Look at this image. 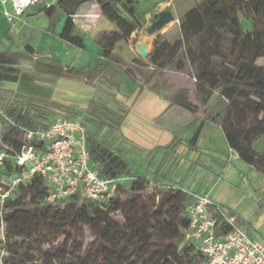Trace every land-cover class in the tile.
<instances>
[{"label":"trees","instance_id":"1","mask_svg":"<svg viewBox=\"0 0 264 264\" xmlns=\"http://www.w3.org/2000/svg\"><path fill=\"white\" fill-rule=\"evenodd\" d=\"M88 1L98 2L103 14L120 31L108 34L112 39L102 48L94 67H66V72L93 86L98 84L111 94L120 86L114 69L129 75L140 88L144 84L151 89L161 87L163 75L169 70L162 63L156 62L150 71H142L136 59L129 62L113 51L114 42L130 37L145 23V12L138 8V0H60L45 9L48 16L57 11L67 15L59 37L85 48V39L75 31L73 17ZM179 23L174 68L183 64V72L193 78V88L179 86L170 101L194 113L196 121L203 116L189 140L191 149L196 147L205 122H215L239 157L264 175V65L257 63L264 56V0H199ZM3 54L7 59L21 57L32 63V57L9 51ZM216 93L225 105L214 112L205 106ZM0 105L7 114H22L14 122L2 119L0 149L9 153L43 145L37 138L29 139L25 128L46 125L60 116L53 117L48 107L63 109L68 116L83 114L64 104L24 94L7 101L0 99ZM44 119L48 122L41 121ZM83 120L97 128L108 125L89 116H83ZM173 133L176 140L185 136L184 132ZM260 139L263 147L256 148ZM87 145L90 158L98 160L104 144L98 145L88 137ZM21 171L8 159L2 174ZM98 173L103 178L114 177L110 172ZM150 186L152 183L145 176L133 175L101 202L83 197L81 190L67 200L53 202L49 200L45 179L34 175L0 203V230L4 228L0 264H34L35 260L41 264H205L203 252L185 236L190 223L187 208L194 193L173 186ZM214 213L217 231H227L223 216L215 209Z\"/></svg>","mask_w":264,"mask_h":264},{"label":"crops","instance_id":"2","mask_svg":"<svg viewBox=\"0 0 264 264\" xmlns=\"http://www.w3.org/2000/svg\"><path fill=\"white\" fill-rule=\"evenodd\" d=\"M59 1L39 0L25 10L22 15L24 21L16 23L4 16L0 2V51L10 52L4 41L18 35L30 39L29 45L34 50V53L30 54L32 63L29 66L7 59L3 53L0 54L1 101L13 99L17 94L32 95L81 110L82 118L89 116L95 120H104L108 124L104 128L86 125L87 139L91 137L98 145L104 144L98 160L90 158L97 171L110 172L114 177L142 175L154 185L173 186L195 194L209 193L215 205L236 214L238 218L241 217L236 200H233L240 190L233 187L234 179L241 174H253V180H247L243 186L250 191L252 187L264 189V175L239 156H235V150L230 147L221 126L215 122H205L200 129L196 147L191 149L189 140L198 130L203 116L200 115L196 121L197 116L194 113L171 104V94L166 89L168 84L164 79L161 87L157 89H151L145 84L140 88L138 82L129 75L114 69L119 75L120 86L114 90L115 94H111L98 84L93 86L84 78L66 72V67L77 66L74 61L61 58L62 52L70 54L71 51H76L81 56L86 55L83 66L92 68L102 48L112 39L108 34L119 32L120 29L103 14L98 2L88 1L79 7L73 17L75 31L84 37L86 44L84 49L76 47L59 37L67 15L57 11L48 16L45 12L46 7ZM147 1L138 0V8L147 9L145 21L149 23L151 16L161 11L154 9L168 0H159L143 7L141 3ZM184 1L181 14L165 25V32L149 29L144 33L137 28L130 37L114 42L113 51L133 62L138 54L137 47L133 45L136 38L144 40V43H148L151 38L154 42L160 38L165 40V34L176 26L180 27L179 19L199 2L195 0L194 6H191L187 0ZM176 8L177 6H174V9ZM49 39L54 40V45L48 46ZM25 48L28 51L30 49ZM155 50L152 46L150 56ZM154 66L153 61L146 68L153 69ZM179 78L181 86L193 88L191 76ZM214 98L213 96L205 107L215 112L218 109L210 107ZM174 130L184 132L185 136L176 140ZM189 174L191 185L186 186L178 177H186ZM240 179L243 181L244 177ZM197 187H200V190H195ZM263 200L264 197L261 201ZM231 205H234L236 210ZM258 208L259 217L256 220L243 223L239 218V222L251 237L264 243V205Z\"/></svg>","mask_w":264,"mask_h":264},{"label":"built area","instance_id":"3","mask_svg":"<svg viewBox=\"0 0 264 264\" xmlns=\"http://www.w3.org/2000/svg\"><path fill=\"white\" fill-rule=\"evenodd\" d=\"M0 2L4 16L16 23L24 21L25 10L39 0ZM2 119L14 122L0 105V126ZM25 129L29 139L37 138L43 145H30L14 153L0 149V203L36 174L45 179L50 190L49 200L53 202L67 200L77 190H81L83 197L101 202L114 195L120 183L132 179L125 175L113 178L99 175L91 164L87 128L80 116H58L46 125ZM8 159L22 171L2 174ZM153 187L154 184L150 189ZM194 197L187 208L190 223L185 236L203 252L205 264H264V243L250 236L236 214L215 205L209 193H194ZM213 208L223 216L227 231H217Z\"/></svg>","mask_w":264,"mask_h":264},{"label":"rangeland","instance_id":"4","mask_svg":"<svg viewBox=\"0 0 264 264\" xmlns=\"http://www.w3.org/2000/svg\"><path fill=\"white\" fill-rule=\"evenodd\" d=\"M157 1H159V0H156V1L155 0H153V1L148 0L147 3L145 2V3H141V4L143 5V7H145V5H151L153 2L157 3ZM164 1H166V0H164ZM184 2H185L184 0H168V2L161 3L160 5H158V8H155L154 10L155 11L161 10L160 12L165 11V10L171 11L173 13L174 18H175V16H179V14H181V12L183 10V8H181V6L185 5ZM186 2L191 6H194V4H195V0H187ZM174 6H177V8L174 9ZM142 9L143 8L141 7V10ZM146 10L147 9L145 8V10L143 9L142 11L145 12ZM159 13H155L153 16H151V18L149 19V23H146V21H145V23L139 28V30L146 33L149 29H153V24L158 19V18H156V15H159ZM246 27L250 28L249 23H246ZM166 29L167 28L163 27L162 29H156L154 31H159L160 33H163L166 31ZM179 33H180V27L176 26L175 29H172L165 34L166 35L165 40H163V38H160L159 40L154 42L155 40L153 38H151L148 41V43H144V40H140V38H136L133 42V45L136 46L138 49V54H137V57L135 59L141 64V67L139 69H141L142 71H150V68L148 69V68H146V66L150 65V62H153V61H154V63L160 62L167 69H169L163 75V79L168 84L166 89L168 90L169 94H172V92L174 90H176L179 86H181L179 83L180 82L179 77H185V75H186L185 72H183V70L181 68L183 65L182 63H180L177 67L174 68V66L177 63L176 62L177 61V55L176 54H177V51L179 49L178 48L179 47L178 46L179 41L177 40V36ZM4 43L6 45H8V49L10 50V53H11V51H15L12 53L25 54L24 56H26L28 58H30V54L34 53V50H32V48L29 49V51L25 48L29 45L30 39H27L24 36L18 35L16 37L8 38L4 41ZM153 43H154V45H153ZM50 45H54V40H52V39L48 40V46H50ZM152 46L156 50L150 56V54H151L150 50L152 49ZM56 48H59V46H56ZM142 49H144V51L146 52L145 56L142 55ZM64 52H62L63 56L61 57L64 60L74 61V65H76L77 67H82L83 64H85L86 55L81 56L76 51L75 52L71 51L70 54H65ZM1 57L2 56H0V58ZM139 58L142 61L139 60ZM11 60L16 61V62L18 61V62H21L23 65L29 66V63L22 60L21 57L20 58L19 57H15V58L11 57ZM76 60H77V62H76ZM257 63L264 65V56L260 57L257 60ZM136 72L138 75L140 74L139 70H136ZM181 74L184 76H181ZM214 97L215 98L212 101V103L210 104V107L214 106L218 110L223 108V106L225 105V102L224 101L220 102L218 100L217 93L214 95ZM48 109L53 114V117L58 116V115L67 116V114H68L67 111L60 109V108H57V107H48ZM8 114L14 120H17L20 117H22V114L20 115V113L16 112V111L10 112ZM41 121L48 122L45 119L41 120ZM44 122H41V123L44 124ZM48 123H50V122H48ZM111 140L112 139H110V141ZM119 145H121V143H119ZM123 146H125V144ZM255 147L256 148H262L263 147V139L258 140L255 144ZM242 176L244 177L243 181L240 179ZM190 177H191V175L189 174L186 177H184L183 175H180L178 178H179V180H182V182L184 184H186V186H190L191 184L189 183V180H188ZM253 178H254L253 174H250V173H249V175L241 174L240 177H236L233 181V187L234 188H236V187L240 188L239 193L235 195L233 200H234V202L236 200V206L239 208V210L242 214L241 217L239 216V218L243 220V223H246L247 220H250V221L256 220V218L259 217V211H258L259 208L258 207L261 206L262 204L264 205V200L261 201L262 197H264V189L252 187V189H250V191H247L246 189L243 188V186L246 185L247 180H253ZM195 190H200V187H197ZM233 206L231 205V207H233ZM235 208L236 207H233V209H235ZM3 237H4V228L2 227L0 230V243L3 239ZM3 254H4V252L0 247V257H2ZM36 255H37V257H40L39 252H37ZM34 264H41V261L35 260Z\"/></svg>","mask_w":264,"mask_h":264},{"label":"water","instance_id":"5","mask_svg":"<svg viewBox=\"0 0 264 264\" xmlns=\"http://www.w3.org/2000/svg\"><path fill=\"white\" fill-rule=\"evenodd\" d=\"M174 19L173 13L171 11H162L158 15V19L153 24V29H162L168 22ZM142 55L145 56L146 52L142 49Z\"/></svg>","mask_w":264,"mask_h":264},{"label":"bare ground","instance_id":"6","mask_svg":"<svg viewBox=\"0 0 264 264\" xmlns=\"http://www.w3.org/2000/svg\"><path fill=\"white\" fill-rule=\"evenodd\" d=\"M165 27V26H164Z\"/></svg>","mask_w":264,"mask_h":264}]
</instances>
